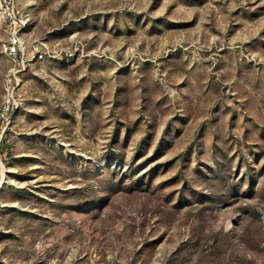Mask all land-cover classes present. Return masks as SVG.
<instances>
[{"label":"rangeland","instance_id":"1","mask_svg":"<svg viewBox=\"0 0 264 264\" xmlns=\"http://www.w3.org/2000/svg\"><path fill=\"white\" fill-rule=\"evenodd\" d=\"M13 1L0 264H264V0Z\"/></svg>","mask_w":264,"mask_h":264},{"label":"built area","instance_id":"2","mask_svg":"<svg viewBox=\"0 0 264 264\" xmlns=\"http://www.w3.org/2000/svg\"><path fill=\"white\" fill-rule=\"evenodd\" d=\"M5 5H1L0 9L10 23L7 40L3 43L2 51L6 57L13 63L4 83V96L0 103V143L8 130L13 118L19 109L20 100L17 96L16 88L19 83L17 79L20 68L17 64L24 62V44L25 39L21 34L20 23L22 19L18 17V9L13 0L5 1ZM6 14V15H5ZM2 175V165H0V176Z\"/></svg>","mask_w":264,"mask_h":264}]
</instances>
